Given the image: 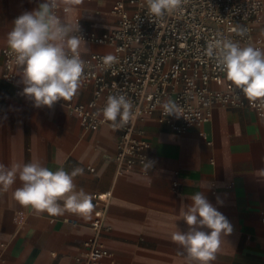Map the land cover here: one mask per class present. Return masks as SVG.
I'll return each instance as SVG.
<instances>
[{
    "label": "crops",
    "instance_id": "0c3cea01",
    "mask_svg": "<svg viewBox=\"0 0 264 264\" xmlns=\"http://www.w3.org/2000/svg\"><path fill=\"white\" fill-rule=\"evenodd\" d=\"M116 1L83 0L67 19L100 34L117 26V16L110 12ZM43 2L0 0V164L39 161L52 171L62 167L69 173L80 167L83 174L74 178L77 191L111 193L97 235L109 254L92 264H185L172 234L189 230L182 213L199 191L233 226L211 264H264V114L216 106L210 121L183 134L159 122L157 113L148 115L136 123L138 136L150 143L147 162L118 175L113 160L118 128L110 121L86 128L65 105L88 101L92 84L80 86L72 98L51 108H37L32 98L16 93L25 87L22 72L13 82L2 77L1 48L8 47L15 19ZM84 42V57L113 51L108 44ZM253 43L264 50L263 24L255 27ZM174 180L179 182L176 189ZM21 186L17 176L7 190L0 187L1 264H84V242L96 236L89 224L92 213L87 218L37 213L15 200L13 193Z\"/></svg>",
    "mask_w": 264,
    "mask_h": 264
},
{
    "label": "built area",
    "instance_id": "2783aa9c",
    "mask_svg": "<svg viewBox=\"0 0 264 264\" xmlns=\"http://www.w3.org/2000/svg\"><path fill=\"white\" fill-rule=\"evenodd\" d=\"M110 12L117 16L115 28L97 34L80 27L74 33L86 41L108 44L113 51L81 55L85 70L80 86L92 84V97L86 102L70 100L65 105L86 128L96 129L104 123L103 116L97 113L109 95L123 94L132 101L133 110L138 113L136 119L118 128L113 156L118 175L146 164L150 143L138 136L141 130L136 123L148 115L157 113L159 122L183 134L194 125L210 121L216 106L247 107L258 116L264 114L205 55L208 41L218 36L241 47L258 48L253 35L257 25H264V0H187L182 11L162 20L149 15L145 0H117ZM1 53L2 77L13 82L22 69L15 64L9 47L1 48ZM108 54L116 56L117 62L104 69L102 58ZM23 88L18 87L16 93L24 95ZM169 99L183 110L185 117L164 114L161 105ZM199 135L203 136V132ZM87 169L94 170L89 165ZM178 185L177 180L172 182L173 188ZM110 196L109 191L92 194L94 209L89 224L96 236L84 242V264L99 262L109 254L97 235L103 227Z\"/></svg>",
    "mask_w": 264,
    "mask_h": 264
},
{
    "label": "clouds",
    "instance_id": "9594fccd",
    "mask_svg": "<svg viewBox=\"0 0 264 264\" xmlns=\"http://www.w3.org/2000/svg\"><path fill=\"white\" fill-rule=\"evenodd\" d=\"M82 2L44 0L37 9L18 16L7 35L10 55H14L15 64L22 69L23 94L32 98L37 108H51L57 101L70 99L80 87L85 70L80 49L85 42L74 34L79 32L78 20L72 23L67 17ZM145 3L149 15L162 20L166 15L182 11L187 0H145ZM239 31L243 33V29ZM205 55L215 61L217 68L243 92L253 107L264 111V50L251 45L241 47L231 39L218 36L208 41ZM116 62L117 57L112 54L102 58L104 69ZM161 107L167 116H184L183 110L170 99ZM97 115H102L104 122H112L111 127L116 129L135 120L138 113L133 110L130 99L117 94L108 96ZM147 166H151V162ZM83 171L80 167L70 173L62 167L52 171L39 161L10 167L0 164V187L7 190L18 176L22 186L13 196L21 206L52 217L70 212L87 218L94 209L93 197L82 188L77 191L74 183V178ZM260 174L264 175V170ZM189 199L191 204L182 213L189 230L177 229L172 240L183 249L185 264H211L221 249L222 237L231 234L233 226L202 192ZM218 202L222 203L219 198ZM201 228L210 231L199 230Z\"/></svg>",
    "mask_w": 264,
    "mask_h": 264
}]
</instances>
